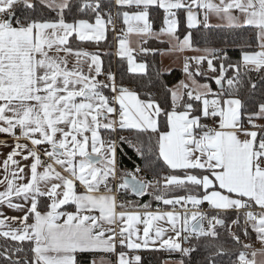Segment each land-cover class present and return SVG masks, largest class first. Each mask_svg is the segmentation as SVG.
Segmentation results:
<instances>
[{"label": "snow or ice", "instance_id": "6c2138e0", "mask_svg": "<svg viewBox=\"0 0 264 264\" xmlns=\"http://www.w3.org/2000/svg\"><path fill=\"white\" fill-rule=\"evenodd\" d=\"M115 5L135 8L123 11L127 27L117 37L118 55L127 58L130 72H146V64L133 56V35L142 44L167 36L170 51L199 53L184 58L185 80L174 88L161 85L163 105L150 91L142 98L117 85L114 74L102 72L98 55L71 46L70 38H106L112 19L104 20L101 0H0V134L14 141L0 142L11 148L0 162V206L23 213L0 211V238L15 242L4 246L0 259L79 264L78 254L103 252L114 255L115 264H140V255L123 249L134 253L151 243L182 257L203 248V264H224L225 257L229 264H264V0H115ZM153 8L163 10L158 33L150 22ZM74 10L91 12L95 23L66 22V13ZM181 11L189 30L182 40L177 35ZM213 18L229 31H251L236 45L237 60L226 48L193 46L190 30L211 28ZM140 51L155 50L141 46ZM258 88L261 98L249 109L245 97ZM118 129L147 136L155 163L167 172L162 191L161 179L139 177L140 167L119 168L112 138ZM119 141L131 144L124 136ZM149 189L172 210L118 203V196L142 197ZM177 191L185 194L168 198ZM205 203L214 214L202 209ZM133 207L141 211H125ZM229 212L236 213L235 233ZM218 228L239 246L235 253L221 242ZM25 243L28 258L20 256Z\"/></svg>", "mask_w": 264, "mask_h": 264}, {"label": "trees", "instance_id": "16d2710c", "mask_svg": "<svg viewBox=\"0 0 264 264\" xmlns=\"http://www.w3.org/2000/svg\"><path fill=\"white\" fill-rule=\"evenodd\" d=\"M104 6L103 18H106V12L112 9L113 5L110 1L101 0ZM150 22L152 23L153 31L160 30L163 24V10L160 9H150ZM38 15H46L47 18L52 19L55 17V13H38ZM66 22L73 23L76 19H88L89 22L95 21L94 15L91 12L80 13L73 11L71 13H66ZM107 19V18H106ZM178 19L181 20L180 26L178 28L177 35L181 38L184 37L187 30L186 23L184 22V13L181 11L178 13ZM192 32V43L194 47L204 48V47H214V48H226L230 58L235 61L239 58L240 49L236 45L241 41L242 38H250L252 33L248 30H236L229 31L220 26H212L211 28L191 29ZM71 40V46H76V48H90L93 46L96 49L102 50L101 58L103 61L104 71L111 72L116 78L118 85L123 84L125 87H132L134 91H137L142 98H144L146 92H151L156 99H158L162 105L166 99V88L161 87L165 85L167 88H171L177 84L183 77V71L181 69H173L168 72H164L161 67L160 54L159 51L167 47V44L158 43L156 41H149L144 46H150L153 48L154 52H149L147 54L139 53L136 55L137 59L143 61L146 64V72L144 74H132L127 70L126 61L124 59H114L112 53V35H108L104 43L101 44H82L78 43L74 39ZM212 75V74H211ZM209 75V76H211ZM200 80L210 83L213 88H215L214 81L200 78ZM105 94L109 95L110 92L105 89ZM261 98V89L258 88L254 93L248 94L245 97V102L249 109ZM126 135L125 137L131 141L129 143H121V151L118 153V164L121 170L133 171L136 165H139L145 170L147 174L153 175L156 179H161L160 189L163 190V180L162 177L167 174L166 170L158 167L155 163V153L151 150V146L147 142V136H138L134 130L123 131ZM137 147L141 148L144 155L141 156L137 153ZM153 161L150 167L148 161ZM158 173V174H157ZM153 189H149V194L142 197H136L133 205H139L148 203L150 204V209L156 208L158 205L163 206V208L169 210L172 206L162 205L154 199L151 193ZM185 194L181 191L169 192L168 198H172L175 195ZM228 223L235 217L234 212H229L227 214ZM220 232V240L225 243V246L232 249L235 253L239 248L238 245H234L228 233L224 228H218ZM238 229L235 231L237 232ZM233 232V233H235ZM246 242V241H245ZM8 247L15 246V242L4 241L0 238V252H3L4 246ZM184 247H188L187 244ZM25 252L20 254L24 258H28L31 254L28 251L27 243L24 244ZM206 252L203 248H198L197 251L193 252L190 256L182 257L179 252L168 251V250H153V251H143L141 253L140 264H164L168 259L180 261L183 259L185 264H203ZM20 256H14L13 259H19ZM93 258V253H83L78 254L79 264H91V259ZM235 259V257H232ZM0 264H5L3 259H0ZM224 264H229L228 257H225Z\"/></svg>", "mask_w": 264, "mask_h": 264}, {"label": "crops", "instance_id": "0c3cea01", "mask_svg": "<svg viewBox=\"0 0 264 264\" xmlns=\"http://www.w3.org/2000/svg\"><path fill=\"white\" fill-rule=\"evenodd\" d=\"M105 1H110L112 2V5L113 7L116 9L117 11V14L119 16V20L123 23V11H135V8H132V9H127V8H119L115 5V0H105ZM105 21H107L106 18H104ZM90 23H95V21L93 22H90ZM210 23L212 24V26H219L220 25V21L216 20L215 18H213ZM123 26H124V29H126V25L123 23ZM164 27V26H163ZM160 30L158 31H154L156 33H158ZM108 35H110V32L108 31V29L106 30V38L99 41V42H95V41H85V42H81L79 41L78 39H74V38H70V39H74L75 41H77L78 43H82V44H90V45H93V44H101V43H104L105 40L107 39ZM168 37L167 36H161L159 37V39L155 38V37H150L148 38V42L149 41H156L158 43H164V44H167V47L166 48H163L159 51V54H160V61H161V67H162V70L164 72H168V71H171L173 69H181L182 70V65H183V62H184V58L186 56H193V55H198L199 53H194L192 51H185V52H176V51H170V48H171V45L169 44L168 42ZM183 38H181L182 40ZM131 47L133 49H135V51L133 52V56L135 57V61L136 63H144L143 61L137 59L136 55L141 53L140 51V48L141 46L147 48V46H144L142 44V41H141V38L138 37V36H131ZM163 41V42H161ZM147 42V43H148ZM173 43H175V41H173ZM74 49H77V50H83V51H87L89 53H94L96 55L99 56L100 58V61H101V67H102V72H104V69H103V61H102V58H101V53H102V50H99V49H96L94 46H93V49H90V48H76V46H72ZM118 40L116 42L115 45H113V40H112V53H113V57L114 59H124L126 61V65H127V70L129 69V65H128V62H127V58H121L119 55H118ZM149 49H153V48H150V46H148ZM154 50V49H153ZM71 59V58H70ZM129 71V70H128ZM130 72V71H129ZM132 74H144V73H138V72H130ZM208 75H211V73H208ZM100 78V76L98 77V79ZM186 77H185V74L183 72V77L180 81L182 80H185ZM198 79H200L198 77ZM180 81L175 84L174 86H172L171 88H174L176 85H178L180 83ZM202 83H208L206 81H203V80H200ZM123 131H126V130H123ZM129 131V130H127ZM17 134H19L17 132ZM0 142H3V143H6L8 145H12L14 144V141L11 137H9L7 134H0ZM22 143H25V141H21ZM11 151V148L10 147H4L2 146V144H0V162L3 161V159L6 157L7 153H9ZM17 159H20V157H17ZM23 163H27V162H23ZM27 172V169L25 170ZM140 177V175H139ZM0 178H2V174H0ZM141 178V177H140ZM82 188V187H81ZM81 188H79L78 190L79 191H83L81 190ZM3 188L2 186H0V191H2ZM133 204V203H132ZM163 205V204H162ZM204 205H206L207 207H209L207 205V203H205ZM161 206V205H160ZM203 206V205H202ZM163 207V206H161ZM67 210L68 211H73L74 210V206H66ZM210 209V208H209ZM150 210V209H149ZM211 210V209H210ZM0 211H3L5 213V215L7 216H21L23 215V213L21 212H18V211H14V210H11V209H7L3 206H0ZM125 211H141L140 209L138 208H127L125 209ZM236 216V215H235ZM161 224H163V222H160ZM139 229H140V234L141 236L143 235V224H140L137 226ZM254 236V234H253ZM247 242V241H246ZM184 246V245H183ZM254 247L255 248H259L260 245L259 243H255L254 244ZM120 247L117 246V251H120ZM125 252H128L130 255H140L141 257V253L143 251H153V250H165L163 248L160 247L159 244H156V245H152L151 243L149 244V247L148 248H142L136 252H131L130 250L128 249H123ZM95 261V264H115V261H116V257L112 254H108V253H103V252H94L93 253V258L91 259V264L92 262ZM177 260H172V259H168L164 262V264H177Z\"/></svg>", "mask_w": 264, "mask_h": 264}, {"label": "built area", "instance_id": "2783aa9c", "mask_svg": "<svg viewBox=\"0 0 264 264\" xmlns=\"http://www.w3.org/2000/svg\"><path fill=\"white\" fill-rule=\"evenodd\" d=\"M109 16H111L112 24H108L107 25V29L111 33L112 40H113V45H115L116 42H117V37H119L121 35V30L124 29V26H123V23L119 20V16H118L117 11H116V9L114 7H112V9H109L106 12L107 20H108ZM113 26L115 27V31L112 30ZM103 73H106V72L104 71ZM99 80L104 81L105 80V76L101 75ZM117 85H118V83H117ZM127 88H129L130 90H133L132 87H127ZM109 95H111V93ZM121 136L125 137L126 135L120 129H118L116 133L112 134V138L117 141V150H116L117 160H118V153L122 149L121 148V142L119 141V138ZM136 167H140L141 169H143L139 165H136ZM139 175H140V177L142 179H145V180H153V181L155 180V177L153 175L147 174L145 172V170L142 171ZM81 190H83V188H81ZM135 199H136V196L132 195L131 193H125V194H123L121 196H118V203H124L125 201H130V202L133 203L135 201ZM187 207L191 208V205H188ZM201 207H202V209L204 211L209 212L210 214H214V213H212V210H210L209 207H207L206 205H203ZM157 210H160V211H171L172 208L167 210V209L161 207L160 205H158L156 208L150 209V211H152V212H156ZM179 210H180V206H177V211H179ZM118 211H119V209H118ZM235 215H236V213H235ZM229 224H231V221H230ZM236 230H237L236 225L235 224H231V231L235 232Z\"/></svg>", "mask_w": 264, "mask_h": 264}, {"label": "rangeland", "instance_id": "374dc122", "mask_svg": "<svg viewBox=\"0 0 264 264\" xmlns=\"http://www.w3.org/2000/svg\"><path fill=\"white\" fill-rule=\"evenodd\" d=\"M227 220H228V217H227Z\"/></svg>", "mask_w": 264, "mask_h": 264}, {"label": "water", "instance_id": "95a60500", "mask_svg": "<svg viewBox=\"0 0 264 264\" xmlns=\"http://www.w3.org/2000/svg\"><path fill=\"white\" fill-rule=\"evenodd\" d=\"M136 197H138V196H136Z\"/></svg>", "mask_w": 264, "mask_h": 264}]
</instances>
